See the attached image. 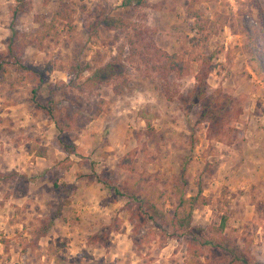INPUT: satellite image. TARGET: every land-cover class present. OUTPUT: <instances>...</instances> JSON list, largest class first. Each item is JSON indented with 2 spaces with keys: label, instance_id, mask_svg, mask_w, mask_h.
I'll return each mask as SVG.
<instances>
[{
  "label": "rangeland",
  "instance_id": "1",
  "mask_svg": "<svg viewBox=\"0 0 264 264\" xmlns=\"http://www.w3.org/2000/svg\"><path fill=\"white\" fill-rule=\"evenodd\" d=\"M136 1L25 0L27 11L14 17L17 1L0 0V52L7 49L12 27L32 33L60 6L72 13L57 21L42 49L33 42L25 49L26 65L53 67L44 81L0 85V264H188V236H172L161 218L134 234L123 210L127 198L101 180L121 185L142 174L162 193L167 212L181 192L191 196L201 190L205 203L195 209L192 224L218 225L228 214L225 235L215 240L244 252L251 264H264L258 263L264 260V72L255 69L258 55L248 38L253 32L264 51V0ZM104 13L128 18L160 48L186 59L215 51L217 68L208 84L242 105L233 122L237 136L209 138V122L198 119L199 107L187 111L177 96L169 98L176 90H191L196 62L192 74L170 76L174 84L164 92L157 75L138 70L139 60L129 59L125 31L100 27L93 33ZM74 61L86 71L82 86L71 90L63 82ZM112 69H122L128 79L123 94L113 91L120 80ZM96 70L100 77L85 81ZM52 88L59 106L78 110L86 122L68 134L82 157L60 147L54 122L32 101L34 90L45 100ZM128 152L134 173L119 166ZM225 256L233 255L207 245L199 264L227 262Z\"/></svg>",
  "mask_w": 264,
  "mask_h": 264
},
{
  "label": "trees",
  "instance_id": "2",
  "mask_svg": "<svg viewBox=\"0 0 264 264\" xmlns=\"http://www.w3.org/2000/svg\"><path fill=\"white\" fill-rule=\"evenodd\" d=\"M17 6L13 11L16 17L20 11H27L24 6L25 0H16ZM131 3V0H129ZM145 3L144 0H137L136 4ZM72 13L67 8L60 6L56 10L51 21L39 20V28L32 33H20L15 27H12V35L8 40L7 49L0 52V85L9 82V86L14 88L35 80L42 83L44 81L45 72L52 71L53 67L48 66L45 70H40L33 66H28L23 61L26 47L33 42L38 48L44 47L45 39L51 35L56 29V23L59 19H69ZM191 15L199 19L201 16L198 11L192 10ZM100 27L109 29H117L125 31L126 43L130 48L129 59L138 61L137 69H147L148 73H153L160 78V88L164 92L169 91L174 83L170 80V76L174 75L182 78L192 74L193 62L197 63V71L194 74L195 84L186 93L178 90L171 92L170 99L177 96L182 104H185L187 111L194 106L199 107L198 119L209 122L208 137L218 140L225 138L234 139L239 133L233 122L241 115L242 105H240L237 97L222 88L211 89L208 84L210 74L217 68L215 62L216 52L205 50L197 53L192 59H186L185 54L169 53L167 50L156 45L155 41L137 24L131 22L123 16H116L108 13L100 14L97 17L96 24L93 26V33L97 34ZM203 28V27H202ZM264 39V28L260 32ZM249 43L255 48L257 56V66L255 69L258 73L264 72L261 64V56L264 55L262 46L257 42L258 37L253 32L248 34ZM113 65V64H108ZM103 69V68H102ZM105 70V69H103ZM86 71L78 61H74L67 69V82H63L71 90L80 88L83 83L80 79ZM15 75L14 79L10 77ZM85 81L95 82V77H100L99 70L92 72ZM113 78L119 79V82L113 84V91L116 94H123L130 88L128 79L124 77L122 69H112ZM10 78V79H9ZM56 87V86H54ZM59 89V87H57ZM55 88L49 90L48 97L40 100L39 94L34 90L32 101L36 104L40 112L45 113L55 124L58 130L57 141L60 147L68 154H76L79 157L84 155L82 148L74 141L68 138L70 131H79L86 125L79 116L76 109L61 108L59 102L54 95ZM100 105L94 108V112L98 114L101 109ZM43 155V153H42ZM119 166L128 172L134 173L136 165L134 163L133 153L128 152L119 161ZM185 169V168H184ZM63 169L60 170V174ZM104 183L114 191L117 195L127 198L123 206V210L128 213L130 221L133 225V233L138 231L149 221L163 219L168 225V230H172V236L182 237L188 236V254L190 260L188 264H199V257L204 254V247L210 245L212 248H221L225 252L232 254L231 258L225 256L227 262L222 261L216 264H251L253 259L244 257V252H237L234 247L226 246L224 242L216 241V235L223 237L228 226L229 215L223 214L218 225H209L206 227H196L192 224L195 209L205 203V198L201 190L196 195L187 196L180 193L177 197V203L172 211L167 212L163 206V196L158 192L156 187L147 184L146 178L142 174L139 179L129 180L121 185L113 184L105 179H101ZM209 233V237H205V232ZM204 232V233H203ZM170 233V232H169ZM45 235L44 231L37 232L39 239ZM262 260V259H261ZM224 262V263H223ZM264 263V260L262 262Z\"/></svg>",
  "mask_w": 264,
  "mask_h": 264
},
{
  "label": "crops",
  "instance_id": "3",
  "mask_svg": "<svg viewBox=\"0 0 264 264\" xmlns=\"http://www.w3.org/2000/svg\"><path fill=\"white\" fill-rule=\"evenodd\" d=\"M49 239H52L51 236H49V237L47 238V242L49 241ZM49 243H50V242H49Z\"/></svg>",
  "mask_w": 264,
  "mask_h": 264
}]
</instances>
